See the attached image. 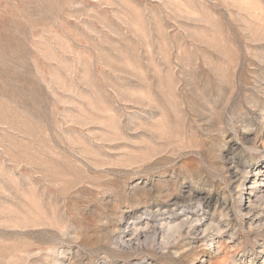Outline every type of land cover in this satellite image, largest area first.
Here are the masks:
<instances>
[{
  "label": "rangeland",
  "instance_id": "374dc122",
  "mask_svg": "<svg viewBox=\"0 0 264 264\" xmlns=\"http://www.w3.org/2000/svg\"><path fill=\"white\" fill-rule=\"evenodd\" d=\"M0 264H264V0H0Z\"/></svg>",
  "mask_w": 264,
  "mask_h": 264
}]
</instances>
